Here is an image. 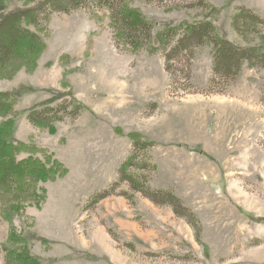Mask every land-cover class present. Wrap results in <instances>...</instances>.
Instances as JSON below:
<instances>
[{
	"label": "rangeland",
	"instance_id": "374dc122",
	"mask_svg": "<svg viewBox=\"0 0 264 264\" xmlns=\"http://www.w3.org/2000/svg\"><path fill=\"white\" fill-rule=\"evenodd\" d=\"M126 2L153 33L205 21L231 43L264 52V24L248 25L264 21V0ZM239 9L248 11L235 30ZM109 21L99 10L54 12L40 25L34 67L0 74V91L17 92L14 138L64 168L39 181L41 196L11 221L0 215V243L13 227L43 264H264V67L244 62L235 76L215 73L208 41L178 44L170 56L150 43L132 51L115 42ZM68 97L81 106L76 116L52 130L28 121L33 107ZM131 131L154 142L136 150L137 161H149L133 168L137 190L115 184L134 152Z\"/></svg>",
	"mask_w": 264,
	"mask_h": 264
},
{
	"label": "trees",
	"instance_id": "16d2710c",
	"mask_svg": "<svg viewBox=\"0 0 264 264\" xmlns=\"http://www.w3.org/2000/svg\"><path fill=\"white\" fill-rule=\"evenodd\" d=\"M7 5L6 0H0V74L18 65L33 68L44 48L39 34L40 25L54 12L69 13L81 8L106 13L113 28L115 42L132 51L150 43L152 47L153 44L161 46L170 56L178 44L189 47L208 41L213 46L212 63L215 73L226 72L235 76L244 62L249 66L264 67L263 51L257 46L242 48L231 43L218 35L210 22L173 25L153 33L152 22L139 10L128 6L126 0H24V4L19 7L8 8ZM247 11L239 9L233 14L234 27L235 22L238 23ZM251 22L264 24V21L254 19L248 25ZM238 29L235 27V30ZM16 100V91H0V215L8 221L19 214L25 204L36 201L41 196L37 192L39 181L53 179L64 171L61 163L52 159L44 150L14 138L11 127ZM56 104H43L40 109L33 107L27 112L28 121L52 130L55 121L62 120L64 116H76L81 109L79 102L70 97L63 98ZM69 106L71 109L67 111ZM126 136L131 140L134 152L131 151L119 166L115 184L126 181L132 189L137 190L142 184L133 171L144 169L149 161H137L136 150H144L154 142L141 139V134L135 131L128 132ZM38 153L43 158L37 156ZM20 154L26 155L18 157ZM112 192L113 187L103 190L94 195L92 200L96 203ZM0 249L5 251L4 264H43L30 254L27 239L13 227L9 229L7 243H0Z\"/></svg>",
	"mask_w": 264,
	"mask_h": 264
}]
</instances>
